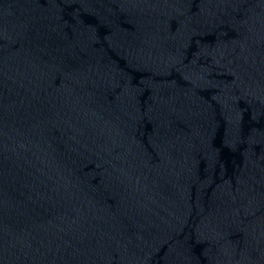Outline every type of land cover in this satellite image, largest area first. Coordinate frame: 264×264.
Segmentation results:
<instances>
[{
	"label": "water",
	"instance_id": "1",
	"mask_svg": "<svg viewBox=\"0 0 264 264\" xmlns=\"http://www.w3.org/2000/svg\"><path fill=\"white\" fill-rule=\"evenodd\" d=\"M0 264H264V0H0Z\"/></svg>",
	"mask_w": 264,
	"mask_h": 264
}]
</instances>
